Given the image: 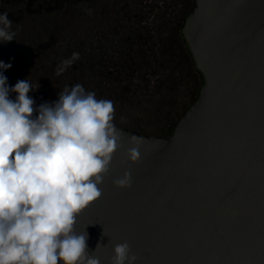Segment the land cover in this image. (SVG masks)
<instances>
[{"label": "water", "instance_id": "1", "mask_svg": "<svg viewBox=\"0 0 264 264\" xmlns=\"http://www.w3.org/2000/svg\"><path fill=\"white\" fill-rule=\"evenodd\" d=\"M195 4L182 32L198 99L168 137L121 129L102 195L78 216L100 264L123 242L136 264H264V0ZM125 171L131 186L117 187Z\"/></svg>", "mask_w": 264, "mask_h": 264}, {"label": "clouds", "instance_id": "2", "mask_svg": "<svg viewBox=\"0 0 264 264\" xmlns=\"http://www.w3.org/2000/svg\"><path fill=\"white\" fill-rule=\"evenodd\" d=\"M8 13L0 14V41L14 40ZM79 53L60 62L57 76ZM0 60V264H100L88 252V233L78 232V216L102 195L123 133L113 123L112 100L97 99L77 83L54 102L38 107L28 80L9 86ZM10 93H16L15 100ZM34 113L36 115L34 116ZM126 157L141 159L142 138L130 137ZM131 186V173L113 181ZM111 264H136L127 242L115 244Z\"/></svg>", "mask_w": 264, "mask_h": 264}, {"label": "trees", "instance_id": "3", "mask_svg": "<svg viewBox=\"0 0 264 264\" xmlns=\"http://www.w3.org/2000/svg\"><path fill=\"white\" fill-rule=\"evenodd\" d=\"M12 1H25L23 12H21V4H16L18 8L11 9L10 12L0 8V14L7 12L10 16L13 13L14 15L20 13L19 15L24 14L27 17L56 18L58 43L61 48L56 56L57 65L62 60L70 58L72 53H79L80 58L59 75V80L67 82L69 89L79 83L86 92H95L97 99H109L124 107L142 105L146 98L150 99L148 101L154 105L172 107L176 97L172 93L175 88L190 87L191 102L182 105L160 135L148 136L168 137L172 135L178 122L198 99L204 84V77L197 68L182 32L187 17L195 8L194 0H183L185 11L181 16L180 14L176 16L173 4L172 7L168 5V8L159 7V5L155 6L156 2H151V0H48L49 3L42 7L44 10H39L40 13L35 7L32 8L33 2L37 0ZM158 8L159 10L164 8V11L156 13ZM147 11H150V16L155 15V17L160 16L161 12L163 14L162 20L154 18L149 27L145 29L148 42L143 46L144 61L141 71L137 72L134 77L129 75L128 80H125L123 73L111 74L103 78L101 71L94 66L96 62L93 61L96 60L98 49L102 44L100 20L103 17L127 19L135 14L144 16ZM106 27V37L103 43L106 42L110 44L109 48L115 49L117 47L115 42L118 39L110 38L115 33L111 29L114 24L109 22ZM115 62L114 58L111 64Z\"/></svg>", "mask_w": 264, "mask_h": 264}, {"label": "flooded vegetation", "instance_id": "4", "mask_svg": "<svg viewBox=\"0 0 264 264\" xmlns=\"http://www.w3.org/2000/svg\"><path fill=\"white\" fill-rule=\"evenodd\" d=\"M33 3L32 8L35 7L39 12V10H44L42 7L49 2L48 0H37ZM16 4H21V12H23L26 5L25 1H0V8L10 12L9 10H14L17 7ZM3 5H8L10 8ZM19 14L8 15V18L12 21L11 30L16 32L14 40L6 43L0 41V60L12 64V67L3 73L7 77V83L11 87L19 80L28 79L38 90L44 87L56 88L57 93V88L64 89L67 87V82H62L59 80V76L55 74V69L58 66L56 56L58 50H61L58 43L56 18L46 16L27 17L24 14L22 16ZM149 14L150 11H147L144 16L135 14L134 16L130 15L127 19L123 17L112 19L103 17L100 20V40L102 44L98 49L96 60L93 61L96 62L94 66L101 71L103 78L111 76V74L119 75L123 73L125 74V80H128L129 75L134 77L137 72L141 71L144 61L143 46L148 42L145 29L149 27V24L155 18V15L150 16ZM109 22L114 24L111 29L115 31L110 38L118 39L115 42L117 46L115 49L109 48L110 44L103 43L106 37V25ZM114 58L116 62L112 65L111 62ZM41 103L44 102L37 101L35 106L38 107Z\"/></svg>", "mask_w": 264, "mask_h": 264}, {"label": "rangeland", "instance_id": "5", "mask_svg": "<svg viewBox=\"0 0 264 264\" xmlns=\"http://www.w3.org/2000/svg\"><path fill=\"white\" fill-rule=\"evenodd\" d=\"M4 1V0H0ZM7 1V0H6ZM151 2H156V5L164 6L165 8L172 7L174 8V12L176 13V16L185 11V5L183 0H151ZM164 11V8L161 10L156 11ZM159 14L160 16H156L155 19L162 20V13ZM174 14H172L173 16ZM41 89V90H40ZM35 89L33 91H30L29 96L32 97L35 102L37 101H43V102H54L58 99L59 92L63 91L60 87L49 89L48 87ZM190 87H177L172 92L174 97L176 96L177 99L174 97V103L173 106H163V105H154L151 103L150 99L146 98L144 99V102L142 105L137 104L134 105H128V106H122L119 103H114L115 107V116H114V125L119 129H131L135 130L139 133H142L143 135H160L163 128L167 125L169 121L174 117V115L180 110L182 105L187 104L188 102H191L190 100ZM56 93V94H55ZM191 93V92H190ZM16 94L10 93V98L15 100Z\"/></svg>", "mask_w": 264, "mask_h": 264}]
</instances>
